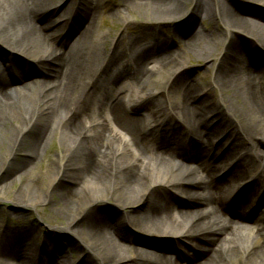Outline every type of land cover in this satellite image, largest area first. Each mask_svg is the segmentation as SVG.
<instances>
[{"label":"bare ground","instance_id":"bare-ground-1","mask_svg":"<svg viewBox=\"0 0 264 264\" xmlns=\"http://www.w3.org/2000/svg\"><path fill=\"white\" fill-rule=\"evenodd\" d=\"M146 1L164 15L162 18L179 14L178 22L190 30L202 14L216 12L218 24L226 27L227 34L222 32V36L227 44L224 55L211 65V84L221 95L234 96L236 106H228L224 99L211 103L208 92H202L200 101L195 102L197 85H185L184 94L175 97L176 92L168 89L169 74L146 68L148 62L143 60L136 80L151 79L155 94L164 89L171 102L148 109L149 123L142 122L133 112L143 95L132 92L129 100L117 96L105 105L103 114L89 120V104L103 78L98 68L104 62L85 71L82 66L88 63L77 67L70 58L76 44L91 33L79 32L66 48L60 47L61 31L73 27L68 12L54 19V11L44 7L48 0H0V42L13 49L7 58L0 57V150L6 148V139L13 140L9 154H16L25 140L30 142L29 163L20 166L12 179L34 168L45 138L59 132L68 137L58 158L61 166L44 186L46 194L42 196L28 180L17 191L15 204L24 212V207L49 203L56 197L63 222L57 221V227L44 232L42 243L37 242L31 227L23 231L0 228V264H264V222L247 229L243 220L251 219V213L226 216L222 209L230 183L238 178L254 176L239 190L236 200L249 198L254 189L264 191V151H260V146L264 147V62L253 63L264 53V10L254 11L251 18L246 15L250 9L241 10L237 0H230L232 4L195 0L191 10L184 12L181 7L187 0ZM248 1L264 5V0ZM46 15L47 20H42ZM197 31L186 42L180 41L185 45L182 50L209 58L212 48L203 45ZM237 34L246 36L247 43L237 41ZM166 51L160 49L164 53L161 68L176 65L181 57ZM25 56L32 62L19 64ZM121 56L117 46L105 56L109 88L121 80L112 76L118 64L122 67ZM34 74L42 80L26 84L14 95L8 92L6 87L14 79ZM32 99L37 106L20 120L19 106L32 103ZM167 117L182 122L170 133L171 141L153 143ZM182 139L184 145L179 144ZM224 152L235 162L228 175L216 179L213 161ZM195 165L197 168H192ZM24 194L29 196L26 201ZM178 196L185 207L175 204ZM104 199L111 205L105 202L104 212H100L98 205ZM18 209V213L12 211L20 214ZM126 227L152 236L174 237L181 243L185 260L180 263L161 252L149 258L150 252L134 245L137 242ZM69 233L78 239H71ZM65 237L70 239L66 245ZM72 242L82 253L79 260L72 262L66 254L54 257L62 248L71 249Z\"/></svg>","mask_w":264,"mask_h":264},{"label":"rangeland","instance_id":"rangeland-1","mask_svg":"<svg viewBox=\"0 0 264 264\" xmlns=\"http://www.w3.org/2000/svg\"><path fill=\"white\" fill-rule=\"evenodd\" d=\"M192 1L193 0H187L186 3H184V6L181 7V11L184 12L186 9L188 10L189 8H192ZM225 1L232 4L230 0ZM237 1V5L241 10L247 8L250 9L247 10L246 14L248 17H251L254 11L264 10V5L261 4V2L248 0ZM44 7L48 9V12H50V10L54 11L51 15L53 18H57L59 15L68 12L70 18L73 19V25L76 29H80L81 25L84 22H87L86 19H89V25L81 30H85V35L87 32L91 33V37H86L76 44L80 46L74 47L70 58L72 62L74 61V64L77 67L88 63V65L82 66V70L85 71H87L89 67L97 69V66L104 62L103 65L98 68L100 69L99 72H101L99 75L102 74L103 78L98 90H96V94L89 104V120L90 118L94 120L99 114H103L102 112H105V105L108 103L110 104L114 97H111V95L108 94L110 88L108 81L105 82L106 77L110 73L109 71L105 76V56L109 55L113 50L111 48L115 44V46H118L119 44L120 54L122 55L120 57L121 61L118 59L121 64L120 66L122 67L118 68V64L115 68L113 67L114 69L112 70V76L119 75L121 77V80L116 82V89L120 92L121 96H123L124 93L122 91L128 88H133L135 92L144 96L141 105L137 107L134 112V115L141 118L142 122L145 120L149 123L145 114L148 109L152 107L157 108L156 104H162V106H165L166 102H171L170 95H167L164 92V89H161V91H163L161 94H155L157 91L154 89L155 86L151 85V80L145 79L143 82H141L142 79L138 81L136 80L139 79L136 70L139 68L138 64H141L142 59L149 62L147 66L148 68H152L153 71H160L161 73L169 74L170 82L168 89L170 92L172 90L176 92L175 97L184 94L185 90L183 89L185 88V85H197L198 89L203 88L199 93H196L197 95L201 94L202 91H207L211 102L224 99L227 101L228 106H236L237 101L234 96H229L226 93L221 95L220 90L211 84L212 78L214 77V70L211 68V65L224 55L227 44L224 39L225 36H222V32L227 34L226 27L220 23L218 24L216 19L218 16H216L217 14L214 10L209 16H201L203 24H197L198 31H196L198 32L203 45L210 46L213 51L211 57L202 58L197 55L196 52L182 50L185 45H183L184 42L180 44L179 41H181V39L187 41L188 39L186 38L189 37L191 31L186 27L185 23L178 22V20H181L179 14L162 18L164 15H159V13L156 12L152 5L146 0H48ZM127 15L128 17L126 18ZM47 18L48 15L45 17L42 16V20L44 21H46ZM173 20H177V22L172 24L171 21ZM65 33L66 37L63 38L61 44L63 46L60 45V47L63 48H66L65 44H68L73 34L70 30ZM93 38H96V40L91 41ZM237 39L240 43H247L246 36L237 34ZM155 43L156 47H153ZM161 47L167 50V53H177L181 56L176 62V65L168 68H160V66H158L163 63L164 57L162 58V56L164 55L161 53H155V51ZM12 51L13 49L0 42V57L7 58L8 55L12 54ZM256 60L264 62V53L258 54L255 58V61ZM24 61L29 63L32 62L29 57L25 56V59H21L19 64H24ZM255 61H253V63H255ZM41 80V75L34 74L23 78L21 80L22 82H17L18 85L16 87L9 89L8 86L6 88L9 91L22 90L26 84L39 82ZM142 90L143 92H141ZM151 91H154V93H151ZM34 102L35 101L33 100L32 103L19 106L18 117L20 120L25 119L26 114L31 113L37 106V102ZM164 108L166 109L167 107ZM168 111L171 112V110ZM177 121L178 124L182 122L180 119H177ZM170 124H172V120L166 121L164 128L168 127ZM6 140V148L0 150V189L3 191V194L0 193V228L4 229L5 227H9L16 231H23L29 226L35 229L37 239H44L42 236H44L47 230L52 227H57V221L63 222L59 216L61 205L56 203V197H51V203L38 202L35 203L32 208H22L25 209V211L21 212L18 209L19 206L15 205L17 203L16 194L22 187L23 183H27L28 180H30L32 184L35 183L36 191L42 192L43 194L40 193L42 196L46 194L44 186H48V184L51 183L54 169L61 166L58 158L66 148L68 137H65L64 134L59 132L53 138H45L44 150L42 151L38 163H35L36 165L33 169L26 171V174L13 179L12 177L17 175L20 166L23 167L25 164L29 163L27 150L30 148V142L25 140L26 142L24 141L25 143L21 145L20 150L16 154H9L8 152L13 148V140ZM157 140V138H154L152 142L157 143ZM253 149H261L260 151H264V147L261 146L260 149L258 146H253ZM220 160H224V162L220 164L219 167L224 168L228 164L226 162L228 159L223 155L216 160V162ZM49 168L50 170L53 169V172L49 174L50 176L47 173L50 171ZM192 168L196 169L197 166H192ZM203 175L205 174L199 173V176ZM10 179L14 181L13 184ZM52 189H54V187ZM251 193L249 196L252 195ZM103 194H105V192ZM22 198L26 201L29 196H25L24 194ZM105 202L109 203L110 201L105 199L101 201V204L98 205V210L100 212H104L102 208H105ZM109 204L111 205V203ZM109 204L106 206H110ZM175 204L179 207H185L186 205L185 201L180 199L179 196ZM261 207L263 208L264 205ZM16 208L20 211V214H17L18 212L16 211ZM231 208L238 210V208H235L234 206H231ZM13 209H15V212L17 213H14V211H12ZM226 215L230 216L229 214ZM18 223L22 224L18 225ZM247 224L250 225L251 223L248 222ZM127 230L133 235V240L135 238V242H137V244H134L135 246L142 247L150 252L149 258L154 259L156 255L161 252L172 260H176L180 263H182V260H185L180 246L181 243L174 237L152 236L134 228L126 227V231ZM253 234L254 232L251 233V235ZM67 236L74 240L78 239V236L70 235V233L67 234ZM0 237H2V234H0ZM69 240L70 239L67 240L65 237V245ZM70 245L72 246L71 249L64 250L62 248L59 252H54V257H62L64 256L63 254H66L67 256L65 257L70 258L72 262L79 260L82 253H79V251L76 250L77 248L74 242Z\"/></svg>","mask_w":264,"mask_h":264}]
</instances>
